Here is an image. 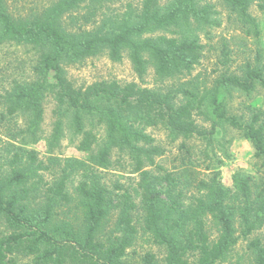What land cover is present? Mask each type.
Here are the masks:
<instances>
[{
  "label": "trees",
  "instance_id": "trees-1",
  "mask_svg": "<svg viewBox=\"0 0 264 264\" xmlns=\"http://www.w3.org/2000/svg\"><path fill=\"white\" fill-rule=\"evenodd\" d=\"M110 1L114 0H56L16 17L6 0H0V46L24 45L38 55L32 79L14 82L1 97L5 107L1 122L18 116L27 122L16 133H7L13 141L20 138L21 145L11 146L14 151L6 168L0 163V222L8 231L0 237V264H17L19 257H30L31 264H122L137 234L133 220L138 211L144 233L165 250L164 264H219L240 239L264 228L263 114L251 112L248 120L228 115L221 100L233 88L245 94L258 87L264 90V67L247 64L240 76H224L212 88L194 81L164 92L116 81L76 88L64 67L103 52L112 62L125 55L141 78L148 68L158 80L190 71L202 54L198 31L220 25L213 18L214 6L202 0H143L139 11L128 6L123 13L106 14L103 4ZM215 1L257 43L260 30L249 8L256 2L264 12V0ZM83 9L80 18L66 24L71 13ZM259 53L257 49L256 59ZM47 98L54 105L47 145L57 146L63 119L69 116L75 148L92 167L109 168L113 151L126 155L131 172L138 175L132 192L121 186L115 193L109 191L90 170L76 178L78 166L85 162L40 159L36 151L23 147L43 137L40 126ZM195 116L207 120L210 129H199ZM158 126L174 139L204 140L226 126L232 128L250 144L259 162L257 172L235 173L231 189L219 182L217 172L200 178L198 165L189 157H183L179 171L155 165L163 150L153 144L147 130ZM101 128L104 138L99 140ZM182 149L187 150L180 145ZM48 175L51 180L45 178ZM112 210L117 211L116 221L103 235ZM207 219L218 228L213 242ZM248 248L255 264H264V237L251 239ZM140 264L158 263L147 253Z\"/></svg>",
  "mask_w": 264,
  "mask_h": 264
},
{
  "label": "rangeland",
  "instance_id": "rangeland-1",
  "mask_svg": "<svg viewBox=\"0 0 264 264\" xmlns=\"http://www.w3.org/2000/svg\"><path fill=\"white\" fill-rule=\"evenodd\" d=\"M56 0H6L8 10L16 17L27 16L30 13L40 11L48 7ZM143 0H114L103 4V12L123 13L131 6L134 11H139ZM213 5V18L220 24L219 26L204 27L198 31L197 35L200 44L203 46L201 58L190 70L180 75L165 80H158L153 76V71L148 68L146 74L141 78L133 72L131 65L125 55L119 62H112L107 54L85 59L80 64L65 66V76L76 88L85 87L93 82L116 81L120 84L134 83L139 87H146L164 92L170 88H176L180 84L194 81L199 87L212 88L218 80L227 75L240 76L245 69V65L251 67H264V12L257 8L254 2L249 13L257 21L260 37L257 41L245 35V29H239L235 22V16L224 6L215 0H202ZM162 2H167L162 0ZM163 3V4H164ZM85 10L71 13L72 16L66 18V24L70 25V18H80ZM257 49L260 50V57L256 59ZM37 53L30 47L20 45L5 44L0 46V103L1 97L10 89L14 82L30 81L33 77L32 67L36 62ZM180 98V97H179ZM221 100L228 115L237 117L243 116L245 120L250 119V113H262L264 118V90L256 88L250 94H245L238 89H230L221 95ZM178 101V99L176 100ZM53 102L47 98L44 103V116L41 124L43 137L35 144L23 146L29 150L37 152L40 159L49 156L56 157L61 162L66 159H75L85 162V166H78L76 178L81 173L91 171L97 175V182L103 184L109 191L116 192V186L128 189L132 192L136 187L138 175L131 172L126 155L113 151L110 157L111 166L107 169L92 167L85 155L76 150L77 138L70 128V117L63 119V133L57 146L47 145L46 138L51 133L54 117L52 114ZM0 113H5V107L0 105ZM195 123L201 130H209L210 124L202 116H195ZM27 120L18 116L12 121H2L0 119V163L4 164L11 157L16 146H20V138L13 141L7 133H16ZM147 133L154 139V145L161 148L163 153L156 157L155 165L161 166L169 171H179L182 169L183 157H189L191 162L199 171V177L207 176L209 173L217 172L219 182L227 188L233 189V175L242 173L255 175L259 163L253 158V151L250 144L241 138L236 130L225 127L211 140L201 138H178L174 139L163 126L151 128ZM103 128L98 131V139L102 140ZM10 135V134H9ZM184 145L186 149L179 150V146ZM13 146L14 148H12ZM187 161V160H186ZM147 169H151L148 167ZM51 180L50 175L45 176ZM138 206V200H135ZM117 200H113V205ZM138 212H135L133 223L137 229L132 247H130L124 257L122 264H140L142 256L149 253L155 256L158 264H164L165 250L163 247L155 245L148 233H144L139 220ZM117 218V211H110L107 221L106 235ZM113 225V226H112ZM105 228V227H104ZM207 233L213 242L218 236V228L210 219H207ZM112 230V229H111ZM3 224L0 222V237L7 234ZM263 238L264 228L255 232L249 239H240L237 245L229 252L227 258L219 264H255L253 250L248 248V243L253 238ZM192 262L195 257H189ZM17 264H31L30 257L17 258Z\"/></svg>",
  "mask_w": 264,
  "mask_h": 264
}]
</instances>
